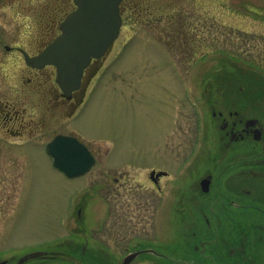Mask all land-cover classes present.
<instances>
[{
    "label": "rangeland",
    "instance_id": "1",
    "mask_svg": "<svg viewBox=\"0 0 264 264\" xmlns=\"http://www.w3.org/2000/svg\"><path fill=\"white\" fill-rule=\"evenodd\" d=\"M48 2L17 1L14 12L0 5V100L17 101L26 122L43 114L40 96L22 54L2 41L35 39L32 8ZM158 2L122 15L120 37L72 119L47 115L40 132L24 137L0 128V264L67 253L71 240L112 264L136 249L143 253L132 264H264V140L224 148L222 121L212 117L239 112L264 130V0ZM71 133L97 156L74 179L46 151ZM237 152L256 165L240 182L241 206L217 202L218 186L191 202L210 171L224 187V172L246 162ZM152 169L170 173L163 193Z\"/></svg>",
    "mask_w": 264,
    "mask_h": 264
},
{
    "label": "flooded vegetation",
    "instance_id": "2",
    "mask_svg": "<svg viewBox=\"0 0 264 264\" xmlns=\"http://www.w3.org/2000/svg\"><path fill=\"white\" fill-rule=\"evenodd\" d=\"M17 1L20 2L21 0H1L0 5L5 4L10 8L11 12H14L16 10L12 8L13 6H15V4H17ZM156 1L158 4L159 0ZM155 2L152 0H146L144 1V3L142 2V0H122L120 3V12L122 15L127 11H130L132 13L134 11V8L139 7L140 4L144 6L147 5V7L151 8L156 4ZM160 6H164V4H161ZM75 8L76 6L73 0H49V2L45 4L44 8H32V24L27 27V29H30V37H32V34L34 33H32V29L33 31H36L35 39H32L30 37V39L27 38L26 44H23V42L21 41H13L11 43H8L3 39L4 41H2V43H4L5 49H9V51H15L22 54L20 50L24 49L25 45H29L30 48L36 49V51H32V54H30V56L35 57L39 55L42 50L47 48L54 41V39L60 35V25L62 21L68 14L74 11ZM180 45L185 46L184 42H181ZM181 46H179V48ZM104 60L105 59L103 58L100 60L92 61L91 65L85 71L81 89L74 92L70 96L64 95V93L58 86L56 82V70L54 67L46 66L42 69H37L33 68L31 65H28L24 60L26 70L29 71L32 76V92H35L40 96L41 102L35 107H40L43 114L41 115L39 120H37V122L33 119L29 122H26L25 116L27 110L18 106L16 104L17 101L12 104L10 102H3L2 100H0V128H2L12 137H24L26 136V133L27 135L32 136L33 134L40 132L47 115H55L60 117L61 119H72L76 115L79 107L83 104L90 83L101 71ZM227 115L228 118L225 117V114L223 112L217 113L214 111L212 113L213 118H217L222 121L220 127V130L223 134L222 138L223 141H226L227 139V143L224 148L231 147V145H240L246 142L251 143V141L263 142L264 130L259 120H256L258 121L256 124L253 123L255 125H252V123H250L251 119L245 120L243 118H240L239 112H228ZM258 128L261 130V133H257V136L259 135L261 138L260 140L256 141L255 135ZM68 135L76 136L74 133ZM237 155L239 157V155H242V153L237 152ZM243 160H246V162L241 163L238 166L239 168H230L229 170L224 172V174L228 173L225 177L224 187H222L221 183L217 184L216 177L214 176V174H212L211 171L208 172L209 174L204 178H201V180L199 181L197 189L198 195L195 196L192 192V195L189 196L191 202L193 200L194 204H196L201 202L199 201V199H210L209 197L211 196L213 189L218 186V191H215V196L217 195L218 197H216L217 199H219L218 201L217 199H213V202L221 201L223 202V204H235L236 202H238V204L241 206L240 202H242L243 200L242 195L245 196L247 192L246 190L240 189L242 185L240 182L243 178H247L244 175L246 174L248 169H251L248 166L254 165L250 161L247 162L248 159L245 156L239 157V161ZM152 171L160 172L166 170L152 169L149 172V180L151 181L153 186L156 187L158 192L163 193L165 180L170 178V173L166 171L168 172V176H162L159 178L157 176H154L153 178H151ZM260 174L262 175L263 173L260 172ZM205 178H210L211 180L208 192H202L203 190L200 185L201 181ZM185 196L186 193H184L183 191L182 199H185ZM193 197L195 200L193 199ZM71 241H73L72 245H70L69 248H66V250H68L67 253L66 251L64 252V250H43L44 252H47L48 255L34 260L40 261L39 264H43L46 260L61 262L62 264H112L110 258L107 259L97 254L94 255V252L88 250L85 245L80 246L78 245V243L76 244L74 240Z\"/></svg>",
    "mask_w": 264,
    "mask_h": 264
},
{
    "label": "water",
    "instance_id": "3",
    "mask_svg": "<svg viewBox=\"0 0 264 264\" xmlns=\"http://www.w3.org/2000/svg\"><path fill=\"white\" fill-rule=\"evenodd\" d=\"M122 0H74L76 9L61 23V34L42 53L30 57L20 50L25 61L33 68L42 69L52 65L57 70V83L64 95H72L82 87L85 70L93 59L99 60L107 55L114 42L119 38L122 15ZM258 121L251 119L255 125ZM249 123V122H248ZM255 123V124H253ZM261 133L256 130L255 140H260ZM47 152L54 160L55 168L64 172L69 178L87 174L96 164V159L88 147L73 136H57L47 145ZM166 172L153 171L154 176H167ZM210 178L201 181L203 192H208ZM143 251L129 254L122 264H131ZM48 255L44 251H36L21 257L17 264L39 259ZM3 262L1 264H6Z\"/></svg>",
    "mask_w": 264,
    "mask_h": 264
}]
</instances>
